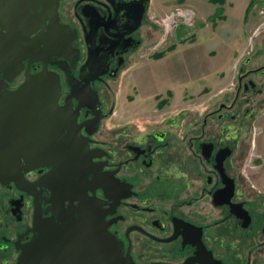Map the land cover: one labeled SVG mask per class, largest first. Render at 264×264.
Listing matches in <instances>:
<instances>
[{
  "label": "flooded vegetation",
  "instance_id": "obj_1",
  "mask_svg": "<svg viewBox=\"0 0 264 264\" xmlns=\"http://www.w3.org/2000/svg\"><path fill=\"white\" fill-rule=\"evenodd\" d=\"M26 1L0 0V103L45 73L59 80L61 115L34 117L28 160L17 157L16 126L0 142L10 171L0 180V264L18 263L39 222L70 237L83 218L117 242L118 264H264V186L248 173L264 166L251 131L264 107V42L229 87L173 85L166 91L186 89L173 91L181 100L153 91L144 94L153 107L119 113L114 82L157 28L151 1L136 30L140 0ZM185 16L176 11L173 31ZM63 26L74 32L69 48Z\"/></svg>",
  "mask_w": 264,
  "mask_h": 264
},
{
  "label": "rangeland",
  "instance_id": "obj_2",
  "mask_svg": "<svg viewBox=\"0 0 264 264\" xmlns=\"http://www.w3.org/2000/svg\"><path fill=\"white\" fill-rule=\"evenodd\" d=\"M71 1H68V4L72 3ZM149 6L148 25L154 26L157 25L156 22H160V26L157 25L158 29L153 28L152 37L147 40L145 49L141 50L142 59L137 55L124 70L123 76L121 75L114 82L115 102L119 113L128 111V108L153 107L155 103L152 100H145L144 96L153 91H157L160 94L158 99L164 98L163 100L169 103L168 105L174 101L177 102L176 100L181 98L179 95L185 94L186 89L176 86L177 88L173 91H177L179 95L174 99L173 91L169 92L170 88L167 91L165 89L173 85L184 84L187 88V85L194 84L193 91L196 94L207 87L211 90L224 86L226 83L229 87L234 82L233 78L241 65V63L238 65V61L242 57L245 59V57L254 56L255 52L262 48L264 0H151ZM175 7L182 8L189 14L195 13L196 19L193 21L196 23L191 28H186L187 26H183L182 23L180 27L182 29L177 32L171 29L175 26L177 17L172 18L171 25L168 22H166L167 25L163 24L164 19L169 20V15L171 17L174 14ZM222 27L225 28L227 36L234 35L235 37L234 47L232 46L234 49L230 48L229 51L233 52L222 55L223 62L232 63V66H227L225 70L218 68L224 65L222 61L221 64L214 66H211L213 57H210L211 61H206L209 54L206 55L204 46L194 48L195 42L203 40L207 34L214 37ZM145 31H148L147 27ZM178 50L183 52L177 54ZM159 53L167 56L168 60L157 62L155 59L157 55H160ZM233 54L235 59L230 60ZM199 58L202 59L198 61ZM208 73L212 74L210 78L207 76ZM129 75L131 77L128 80ZM134 83L140 92L133 88ZM142 83H146L147 87ZM184 98L188 99V97ZM132 99H136V103L132 102L127 107ZM251 131L252 136L256 134L259 140L254 155L261 156V163L264 164V107L255 116ZM253 159L259 161L256 157ZM252 165H257L258 168L248 170V173L253 175L251 179L259 180V185L264 186V166H260L257 162H253Z\"/></svg>",
  "mask_w": 264,
  "mask_h": 264
},
{
  "label": "water",
  "instance_id": "obj_3",
  "mask_svg": "<svg viewBox=\"0 0 264 264\" xmlns=\"http://www.w3.org/2000/svg\"><path fill=\"white\" fill-rule=\"evenodd\" d=\"M22 1L24 4L32 6V3H28L26 0H15V4L21 7ZM140 1L142 7L133 30L141 26L146 12L145 4L151 0ZM50 8L53 14L51 19L54 17L57 20V4L53 6L52 3ZM63 28L62 35L64 32L70 31L67 26H63ZM70 33L71 37L67 42V48L71 47L75 39L74 32L70 31ZM59 92V80L43 73L28 79L27 83L18 91L2 97L0 117H8V120H0V127H4L7 132L0 136V142H7L11 138L13 141L12 135L15 134L9 131H12L11 126H16L17 130L13 132L18 133L17 137L15 136L18 159L23 157L28 160L27 151L32 142L30 127L38 124L34 117L42 116L45 109L47 110L45 114H48L49 110L50 116L61 115L57 106ZM0 133H2V128ZM2 152L4 151L0 146V180L10 173L2 160L9 155ZM51 155L53 154L51 153ZM45 156L47 155L45 154ZM39 157L43 156L39 155ZM85 219L83 218L82 222H79L78 230L70 237L69 234L60 233L59 230L50 231L47 226L39 222L38 235L32 243L23 248L17 264H118L121 254L117 242L105 231L99 229L101 227L92 226Z\"/></svg>",
  "mask_w": 264,
  "mask_h": 264
},
{
  "label": "crops",
  "instance_id": "obj_4",
  "mask_svg": "<svg viewBox=\"0 0 264 264\" xmlns=\"http://www.w3.org/2000/svg\"><path fill=\"white\" fill-rule=\"evenodd\" d=\"M178 10H182V11H185L183 10L182 8H179V7H175L173 9V13H175V11H178ZM170 17V15H169ZM180 20H182L181 18H179ZM182 21L184 25H188L189 24V21L188 19H183ZM155 24H159L158 22L155 23ZM156 25V26H157ZM207 27V26H206ZM205 27V28H206ZM159 27L157 26L156 29H158ZM191 28V27H190ZM204 29V28H203ZM219 30V29H218ZM218 35V36H217ZM207 37V39H205ZM206 37L203 39V40H199L198 42H195V47L197 48H201L200 46H204L203 48H206V55L209 54V57H207L206 61L208 62L210 60V57H213V61H211V63H213V65L211 66H214L216 64H221V61L223 62V58H222V55H228V53H232L233 51L229 52L230 51V48H232V46L234 45V35H232L231 37L227 36L226 35V31H225V28H221V30L217 31L215 33V36H210L209 34L206 35ZM234 47V46H233ZM193 48V47H192ZM234 49V48H232ZM231 49V50H232ZM192 50V49H191ZM183 51H177V54L181 53ZM175 53V52H174ZM235 53V52H234ZM173 54V53H172ZM174 56V55H173ZM232 58L231 59H235L234 57V54L231 55ZM168 57L167 56H164V59H167ZM202 58H199V60H201ZM165 61V60H164ZM224 65L223 66H219L218 68L219 69H226L227 66L231 65L232 66V63L229 64L227 62H223ZM210 69V66L208 67V70ZM211 73V72H210ZM208 73L207 76L210 78V74ZM192 85V84H191ZM194 86V84H193Z\"/></svg>",
  "mask_w": 264,
  "mask_h": 264
},
{
  "label": "built area",
  "instance_id": "obj_5",
  "mask_svg": "<svg viewBox=\"0 0 264 264\" xmlns=\"http://www.w3.org/2000/svg\"><path fill=\"white\" fill-rule=\"evenodd\" d=\"M178 12H184V13H186V16H188V18H189V16H190V15H189L187 12H185V11L178 10ZM174 15H175V13H174L171 17L168 18L169 20H165V19H164L162 23L165 24V25H167L166 22H168V24L171 25V19L174 17ZM159 23H160V22H159Z\"/></svg>",
  "mask_w": 264,
  "mask_h": 264
}]
</instances>
